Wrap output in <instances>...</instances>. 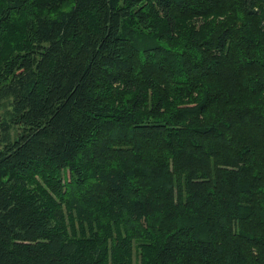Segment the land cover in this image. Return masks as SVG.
<instances>
[{"label":"trees","instance_id":"obj_1","mask_svg":"<svg viewBox=\"0 0 264 264\" xmlns=\"http://www.w3.org/2000/svg\"><path fill=\"white\" fill-rule=\"evenodd\" d=\"M0 264H264V0H0Z\"/></svg>","mask_w":264,"mask_h":264},{"label":"rangeland","instance_id":"obj_2","mask_svg":"<svg viewBox=\"0 0 264 264\" xmlns=\"http://www.w3.org/2000/svg\"><path fill=\"white\" fill-rule=\"evenodd\" d=\"M1 116H2V111H0V122L2 121V119H1L2 117Z\"/></svg>","mask_w":264,"mask_h":264}]
</instances>
